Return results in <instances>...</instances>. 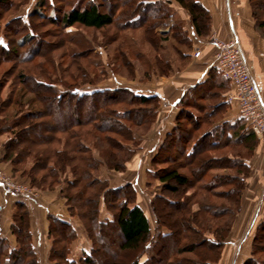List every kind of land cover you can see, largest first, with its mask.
Returning a JSON list of instances; mask_svg holds the SVG:
<instances>
[{
    "label": "trees",
    "instance_id": "obj_1",
    "mask_svg": "<svg viewBox=\"0 0 264 264\" xmlns=\"http://www.w3.org/2000/svg\"><path fill=\"white\" fill-rule=\"evenodd\" d=\"M30 1L0 0V39H7L4 43L0 40V55L14 54L16 58L19 57L20 63L29 61L30 50L32 49V52L36 51L35 49L41 43L39 41V43L35 42L36 45L32 44V41L36 39L35 25L32 24L29 17L41 16L42 10L52 12L50 15H43L42 18L47 19L43 20L44 23L47 21L52 25L64 26L67 29L66 34L72 32V29L80 27L102 30L117 21L113 14L102 10V4L95 0H74L73 4H61V6L57 4L58 0H35L33 11L28 17L21 15V13L6 16L11 11L12 6L15 5L16 8H19L25 2V4H28ZM123 1L125 6L129 5L127 12L122 13L127 20L126 25H133L140 19H144L141 12L153 11L152 18L157 19V22L154 23V27H156L162 19L166 20L172 15L170 5L173 1H176L189 14L191 23L199 38L207 35L211 27L212 17L210 12L198 0ZM128 1L132 2L131 5ZM124 2L122 5H124ZM250 4L253 17L256 19V30L264 35V19L260 16L264 9V0H250ZM68 6L70 10L67 9ZM173 28L176 40L183 46L192 49L195 41L188 30L180 22H176ZM152 39L156 40L154 34ZM158 39L159 37H157ZM26 49L27 51L22 52ZM181 54L186 58L190 56L189 52L187 53L184 50H181ZM216 70L222 74L218 67ZM18 78L20 84L24 86L23 89L19 90L18 93H11L5 100H2L1 95L4 85H0V106L7 111L6 114L0 115V134L3 132L10 133V141L2 159L11 163L14 173L20 172L22 175L28 176L33 186L43 189H54L56 179H60L61 175L63 176L67 171L71 172L73 177H66L64 180L67 184L64 197L71 204L74 201H82L83 209L79 212V215L83 220H89L92 225L91 227L86 226L90 236L89 239L92 242L91 249L90 251H84L80 261L77 262L70 258L72 252L71 242L78 238L77 230L70 221L49 212L47 216L49 233L53 238L49 254L51 263L96 264L98 259L105 262L106 259H103V254L99 253L96 242L99 239L102 242L101 239H103V243L105 241V243L114 244L117 242H115V239L113 240V237L119 236L120 242L117 243L119 253L114 254V258L107 261V264H156V261L159 262V259L167 254L166 249L170 245L173 247L175 245L178 248V254L183 255L186 261H193L191 264H219L224 249L229 244L228 240L236 214L241 211L240 204L243 200L244 191L248 188L247 179L253 169L249 164V160L255 155L259 144L247 120L237 116L234 120L223 121L220 119L215 121L205 132L199 133L193 142L191 138L195 135L196 130L201 129L204 124H210V121L212 122L214 118L219 116L220 109L224 105L211 102L210 105L205 106L200 104V100L196 102L194 100L195 106H199V109L204 110L206 108V117L201 118L190 112L186 106H180V103L177 104L180 109L176 120L164 136L154 158L157 160L159 156L166 152L167 156H171L172 151L181 154V157L189 160L192 166L197 167L192 176H199L196 181L200 187L199 190L211 192V190L214 191V185H229L231 183L232 186L228 190L219 191H226L227 198L233 197L232 201L236 203L238 201L239 206L233 208L230 205L220 204L219 208L211 201L208 202L209 197L205 195L201 200L205 201L204 205L201 204V209L192 211L191 215L184 213L181 217L184 221L181 220V222L177 221V224H172L168 221L172 217L171 212H168V207L175 205V210L176 207L180 209L183 202L181 200L180 202L175 201L167 193L178 194L181 189L189 186L191 179L188 178L187 174L178 171L176 167L161 168L156 176L162 184L160 192L156 193L150 200L152 215L155 218V227H153L145 210L138 204V192L134 184L127 182L113 187L109 180L95 177L94 173L100 166L104 165L118 170L126 169L129 157L124 159L120 151L127 150L130 154H133L134 150L130 148L129 144H125L123 139L127 140L130 137L134 144L138 143L140 139L134 129L131 126L127 127L122 121L126 118L133 125L145 121L146 123L156 121L159 107L162 104L161 96L157 93H142L129 87L95 88L92 91L83 92L79 87L66 86L61 82L65 88L63 91L56 86L57 82L40 80L35 74L27 75L23 70L19 72ZM212 79L214 82L217 81L214 78ZM227 79L230 82V79ZM28 84L35 89L36 97H28ZM189 94L188 96L195 98L202 95L199 98L203 97V100L207 101L216 97L218 91L213 87H203L197 93L192 94L191 91ZM50 95L51 97L55 96L53 98L57 100H65V103L67 102L69 105L73 103L94 104L95 115H97L96 111L99 109L95 104L98 100L108 107L123 103L133 105L132 107L135 105L139 107H134V109L107 108L105 110L107 113L112 111V117L114 118L110 117L112 121L100 117L101 119L98 122L104 121L96 123L91 128V122L80 120V122L78 121L79 129L75 131L68 126L70 120L65 117V115L69 116L68 114L62 116V118L67 119L68 129L57 128L53 125L52 115L49 114L48 109H45L46 105L43 102L47 100L46 103L49 102L47 106L52 107L49 99ZM120 95H124V97L121 98ZM35 102H40L39 104H42L44 108H35L33 106ZM193 102L191 105H193ZM25 106L29 107V110H24ZM30 106H32L31 109ZM8 118L10 119L9 122H7ZM186 118H190L187 123L181 122L182 119L185 120ZM3 121L8 123L7 126L3 123L5 128L2 127ZM189 124H191V128H187ZM82 127L84 128L83 132L81 131ZM58 132L63 133L64 138H60V136L57 138L56 134ZM93 140L95 142L94 146L100 151L99 158L94 156L93 148L89 146V142ZM108 143L109 145L104 147ZM237 145L240 146L241 151L231 149L230 154L215 155V158L211 160L202 156L204 155L202 153L206 150H223L226 147L229 149ZM171 158L157 160V162L166 163ZM29 161L32 162L30 167L27 166ZM222 162L227 163L230 168L234 169V174H216L210 180L201 181L204 175L207 174V170L225 168L222 167ZM48 178L51 179L48 180ZM73 189H76V191H73ZM116 199L119 202L116 203ZM14 205L11 232L18 242L12 244L9 237H0V264H41L31 231L29 206L22 201H15ZM204 206L208 210L214 208V206L217 210L223 209L225 210V216L231 217L226 222L209 226V231H212L213 236L205 235L202 231L204 225L201 224L203 220L199 215ZM75 207L73 206V208ZM181 227L184 230L189 229L192 234L187 235V237L184 236V230ZM91 228L96 230L95 233L99 231L98 239L91 234ZM65 229H68L69 237H71L70 244H68L70 238L64 234ZM192 235H194V241L183 242V238L189 239ZM249 238L251 243L250 254L242 264H264V259L257 255L258 252L264 251V214L261 219L254 221ZM60 241L62 244L59 243ZM197 247L203 249L197 251ZM186 253L194 254L196 261L192 256H185ZM175 264H182V260H178Z\"/></svg>",
    "mask_w": 264,
    "mask_h": 264
},
{
    "label": "rangeland",
    "instance_id": "obj_2",
    "mask_svg": "<svg viewBox=\"0 0 264 264\" xmlns=\"http://www.w3.org/2000/svg\"><path fill=\"white\" fill-rule=\"evenodd\" d=\"M95 1H99V3L102 4V10L106 11L107 13L113 14L114 17H116L117 21L115 22V24L108 26L102 30H95L84 27L74 28L72 29V32L66 34L67 29L64 26L52 25L47 21L44 23V21L47 19L42 18L43 15H50L52 12H46L42 10V14H40L41 16L32 18L29 17V20L31 19L32 24L35 25L34 32L36 39L32 41V44L36 45L35 42L39 43V41L41 43H39V47L37 46L38 48L35 49L36 51L32 52V49L30 50L28 55V57H30V60L26 62L20 63L19 57L16 58L14 54L8 56L0 55V85H4V89L1 93L3 98H1L2 100L7 99L11 95V93H18L19 90L23 89L24 86L20 84L18 78V74L21 70H23L27 75L35 74V76L40 80H44L46 82H57L56 86H58V88L63 91L65 90V88L62 83L66 84V86L70 85L71 87H79L83 92L92 91L95 88L115 87H129L136 91H138L136 89L138 88L154 92V90L163 89V87L168 86L166 84L178 78L183 69H185L190 64L192 58H198L201 55L200 54L199 56H196L197 51H201V53H203L202 50L204 49L202 48L201 50H199L195 48V45H193L191 49L187 46H183L176 40L173 28L174 24L176 23V19L173 22L171 20V17H173V13L166 20L162 19L161 22L156 25V27H154V23L157 22V19L155 17L152 18V15L154 14L153 11L141 12L144 15V19H140L136 23L134 22L135 24L133 25H126L125 23L127 20L122 13L127 12L129 5L125 6V2L123 0ZM123 2L124 5H122ZM25 3L19 8H16L17 6L15 5L14 7L12 6V8H10L11 11L8 12L6 16L9 17L21 13V15L28 17L33 11L35 0H31L28 4ZM69 3L73 4L74 0H58L57 2V4H59L60 6L61 4L64 5ZM128 3L131 5L132 2L128 1ZM67 9L70 10L69 6L67 7ZM260 16L262 17V19H264V9L262 10V13H260ZM253 19L256 23V19L254 17ZM258 33L262 38H264L263 34H260V32ZM153 34L156 40L152 39ZM157 37H159L158 40ZM205 37L207 38V35H204L203 37L201 36L202 39ZM0 40L4 43L7 39L1 38ZM12 40L14 41V38ZM210 44L211 46L215 47V40L213 39ZM197 45L199 44H196V46ZM213 47H211L212 50ZM181 50L187 51L189 52V54L191 53L190 56H188V58L184 57L181 54ZM25 51H27V49L23 50L22 52ZM162 71L165 72L163 73ZM27 92L28 97H36V91L34 88H32L31 85H29ZM188 95L190 94L188 93ZM218 95L212 99L210 98V100L207 101L196 99L192 96L187 98V100L191 99L192 101L195 100V102L197 100H200V104L206 106L208 104L210 105L211 102H216L218 100ZM199 96H197V98H199ZM53 97H51V95L49 96L52 107L47 106V104L49 103H46L47 100L43 101L46 105L45 109H48L49 114L52 115L51 119L53 120V125L57 128L62 129H68V126H70V128L75 131L79 129L78 123L80 122V120L84 122H91V128H93L96 123L104 121L102 120L98 122V120L101 119L100 117L112 121V119H110V117L113 116L111 113L112 111H109L107 113L105 111L107 110V108L118 107L119 109H134V107H139L138 105L132 107L133 105H130L128 103L108 107L105 106L102 101L98 100L95 104L99 109L96 111L97 115H95L94 104L87 105L73 103L69 105L67 104V102L65 103V100H57ZM119 97L123 98L124 95H120ZM262 97L264 99L263 94ZM195 102H193V105L186 106V108L196 116H200L201 118L206 117V108L204 110L199 109V106H195ZM39 103L35 102L33 106L35 108H44L43 105ZM31 108L32 106H30V109ZM24 110H29V107L25 106ZM175 111L176 109L174 106L167 107V104L165 105L162 102L159 107V114L156 121L154 120L150 123H146L145 121L144 123L133 125L130 120L124 118L122 122H124L127 127L131 126L132 129H134V132L139 135L138 138L140 139L138 140V143L136 142V144L133 143L134 141L131 140L130 137H128L127 140L123 139V142L125 144H129L130 148L134 150L133 154H130V152L127 150L120 151V154H122L124 159L126 157H129L126 169L118 170L108 168L104 165L100 166L94 173L95 177L109 180L111 186L113 187L123 185L127 182H131L132 184H134L138 192V204L145 210L147 216L152 222L153 227H155V218L152 215L150 200L156 193L160 192V186L162 184L156 176L160 172L161 168L176 167L178 171L187 174L188 178L191 179L189 186L187 188L181 189L178 194L167 193L168 196H171L173 199H175V201L177 200L178 202H180L181 200V202H183V206L180 209H177L176 207L175 210V205L173 204V206L168 207V212H171L172 214H170L172 217H170V220L168 221L172 224H177V221H184L183 219H181L184 213L191 215L192 211L201 209V204L204 205L205 202L201 200H203V196L205 195L209 197L207 200L208 202L211 201V203H213L215 206H218L219 208L220 204H225L228 206L230 205V207L233 208L239 206L238 201L237 203L232 201V199H234L233 197L230 196L231 198H227L228 196L226 191H219L228 190V188L232 186L231 183L229 185H214V191L211 190L212 193L210 191L208 192L207 190H199L200 187L196 182L199 176H192V173L196 172L195 169L197 167L195 165L192 166L189 160L181 157V154L179 155L172 151L174 153L172 154L171 152V156H167V152L162 156H159L157 160H165L172 157L168 160V162L165 161L166 163H158L154 158V156L158 152L159 145L162 143L164 136L167 133V128L171 124L173 125L176 120H171V116L173 115V112L175 114ZM6 113L7 111H5L2 106H0V115H4ZM65 114H68L69 116ZM63 115H65V117L70 120L69 125L67 123V119L62 118ZM150 118L151 117H149V119ZM221 118L222 115H219L214 118L212 122L210 121V124H204L201 129H197L195 135L192 133L194 135L191 138L192 141L194 142L199 133L205 132L213 122L218 121ZM9 120L10 119L8 118L7 122H9ZM189 120L190 118H186L185 120L182 119L181 122L187 123V121ZM4 122L5 121H3L2 124ZM4 124L6 126L8 125V123ZM4 124L2 126L3 128H5ZM187 128H191V124H189ZM81 131H84L83 127ZM58 136H60V138H64V134L61 132H58L56 134L57 138ZM256 137L259 141L258 146L260 144L264 145V140L257 135ZM118 138L121 137L118 136ZM9 141V132H3L2 134H0V233L2 234L0 237L5 236L8 238L10 235L12 244H16V242H18L15 235L11 232L12 214L15 209L14 202L22 201L29 206L31 212V231L33 233L34 245L38 252L40 263L53 264L49 260L50 248L53 241V238H51V235L49 233V221L47 217L49 212L59 215L60 217L70 221L74 225L78 233V238L71 242L72 252L70 254V258L77 262L80 261L82 253L84 251H90L91 249L92 242L89 239L90 236L86 230V226L91 227L92 225L89 220L85 221L79 215V212H81V210L83 209V202L74 201L73 204H71L68 203L66 198L64 197L67 186L64 180L66 177L72 178V173L67 171L63 174V176L61 175L60 179H56L57 181L55 180V188L52 190L33 186L28 176L22 175L20 172L14 173L11 163L2 159L4 153L6 152L5 150ZM94 143V140L89 142V146L93 148L94 156L96 158H99L100 151L94 146ZM108 145L109 143L107 145H104V147ZM231 149L241 151L240 146L237 145L235 147H230L229 149L228 147H226L223 150H206L202 153L204 154L202 156H205L206 159L211 160L215 158V155L230 154V152L232 151ZM27 164L28 167L32 166L31 161H29ZM222 164V167L225 168L207 170V174L204 175V178L201 179V181L205 182L207 180H210L213 175L216 174H234V169L230 168L227 163L222 162ZM258 170L252 169L250 177L247 179L248 188L244 191L243 200L240 204L241 211L236 214L233 228L230 232L229 240L235 243V246L229 245L230 259L225 253L226 251H228L226 247L219 264H233L236 260H238V262L235 264H242L250 254L251 243L249 241L246 243H242L247 227H243L242 225L240 228H238V226L241 223L240 220H242L246 216V211L249 210L248 204H250V202L253 203L252 200H246L247 194L250 193L252 196H255V190L253 188L264 186V184L260 183L262 180L264 182V170H261V172H259ZM49 179L51 178H48V180ZM7 181L10 182L14 186V188H19L20 190L16 191L14 188L9 189L6 183ZM250 188L253 191L249 192ZM73 191H76V189H73ZM114 197H116V195H114ZM115 202L117 203L119 202V200L116 199ZM263 203L264 187H261V192L259 196L256 197L254 206H261L263 205ZM244 205L247 208H245ZM73 206H76V209L73 208ZM205 206L202 208V211L199 215L203 220V223L201 224L204 225L202 227V231L205 235L213 236L212 231H209V226L216 223L220 224L224 221L226 222V220H230L231 217H228V215L225 216V210L223 209L217 210L214 206V208L212 207L208 210L205 209ZM242 207H244L246 210ZM258 207H256L254 212ZM243 209L245 210L244 212ZM114 211L116 212L115 209ZM262 217L263 212L260 213L257 219H261ZM181 228L183 229V227ZM91 229V234L97 238L99 236V231L95 233L96 230H94L93 228ZM235 230L236 236L233 239V231ZM183 233V235L186 237L187 235L192 234L187 228L183 231ZM64 234L66 237L70 238L68 241V244H70L71 237H69L68 229H65ZM193 238L194 235L190 236L189 239L186 240L183 238V242H190L192 240L194 241ZM114 239L115 242H120L119 236H114L113 240ZM101 241L102 242H100L99 239V241L96 242V245L99 248V253L103 254V259H106V261L102 262L100 259H98L96 264H107V261L114 258V254L117 255L119 253V248L117 246V243H105V241L103 243V239H101ZM59 243L62 244L61 241ZM167 248V254L162 256V259H159V262L156 261V264H175L178 260H182V264H186L189 262V264H191V262H193L186 261L183 255L180 256L178 254V248L175 245L174 247L170 245ZM239 248L241 250V254L238 252ZM197 249V251H200L203 248L197 247ZM257 255L258 257L264 259V251L258 252ZM185 256H192L194 261H196V257H194V254L186 253ZM222 260L223 263H221Z\"/></svg>",
    "mask_w": 264,
    "mask_h": 264
},
{
    "label": "crops",
    "instance_id": "obj_3",
    "mask_svg": "<svg viewBox=\"0 0 264 264\" xmlns=\"http://www.w3.org/2000/svg\"><path fill=\"white\" fill-rule=\"evenodd\" d=\"M198 1L201 2L206 9H208L212 17L211 27L210 31L207 34V38L205 37L203 39H200L196 35V32L192 27L193 25L191 23L189 14L176 1H173L170 5L173 13V17H171V20L173 22L176 19V22H180L183 27L188 30L190 36L195 41V48L199 50H201V48L204 49L202 50L203 53H201L198 58H192L190 64L185 69H183L178 78L166 84L168 86L163 87V89L154 90V92L138 88L136 89L142 93L148 92L159 94L162 98V102L165 105L167 104V107H175V114L174 112L173 115L171 114V120H175L180 109L177 104L180 103V106H189L193 102L191 99L187 100V98L190 97L188 96V93L192 91V94H194L203 87H213L216 88V90L219 92L218 100L216 101L217 104L222 103L224 105L220 109V116L222 115L221 119L223 121L234 120L238 116V104L236 99L234 98V87L225 76H223L216 70V60L214 57L215 47L211 46L210 43L215 38L221 40H229L232 36H236L239 39L248 57L249 64L254 74L257 86L264 95V38H262L256 30L250 0ZM196 44L199 45L196 46ZM211 47H213V50L211 49ZM212 78L216 79L217 81L214 82ZM199 99L203 100V97H200ZM172 126L173 125L171 124L167 128V132L172 128ZM249 164L251 165L253 170L260 169L258 170L259 172H261V170H264V145L260 144L257 147L255 155L249 160ZM260 183L264 184L263 180ZM261 187L264 186L253 188L255 190V196H252L250 193L247 194L246 200H252L253 203L250 202V204H248L249 210L246 211V216L242 220H240L241 223L238 226V228H240L242 225L243 227H247L242 243H246L248 241L250 242L249 236L252 230L253 223L257 220L261 212H263L264 214V203L261 206H254V201L256 200V197L259 196ZM249 190V192L253 191L251 190V188ZM256 207L258 208L254 212ZM244 209L243 212L246 210ZM235 233L236 230L233 231V239L236 236ZM1 235L2 234L0 233V236ZM229 245L235 246V243L229 240V244L227 246L228 251L225 252L228 258L230 257ZM240 248L238 251L239 253L241 251ZM237 262L238 260H236L233 264ZM221 263H223V260Z\"/></svg>",
    "mask_w": 264,
    "mask_h": 264
},
{
    "label": "built area",
    "instance_id": "obj_4",
    "mask_svg": "<svg viewBox=\"0 0 264 264\" xmlns=\"http://www.w3.org/2000/svg\"><path fill=\"white\" fill-rule=\"evenodd\" d=\"M214 40L216 66L225 77L230 79L234 87L238 114L247 120L253 132L264 140V99L253 77L245 51L236 36H232L229 40L218 38ZM200 54L201 51L196 52V56ZM6 183L9 189L14 188L10 182Z\"/></svg>",
    "mask_w": 264,
    "mask_h": 264
}]
</instances>
